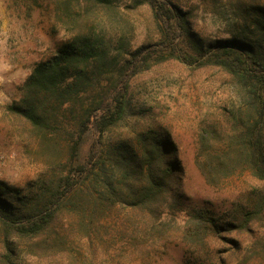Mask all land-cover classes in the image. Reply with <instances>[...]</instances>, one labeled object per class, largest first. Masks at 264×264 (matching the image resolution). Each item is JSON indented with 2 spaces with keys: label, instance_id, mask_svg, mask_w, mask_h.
Segmentation results:
<instances>
[{
  "label": "rangeland",
  "instance_id": "1",
  "mask_svg": "<svg viewBox=\"0 0 264 264\" xmlns=\"http://www.w3.org/2000/svg\"><path fill=\"white\" fill-rule=\"evenodd\" d=\"M136 1L0 0V183L15 190L18 199L65 175L68 160L60 142H40L31 125L8 110L19 101L20 86L37 63L78 33L92 29L105 43L115 48L121 45L123 48L115 50L121 58L156 42L158 33L150 9ZM171 1L189 14L194 32L212 40L241 34L251 7L264 5V0ZM244 100L240 86L216 67L167 61L134 76L123 118L102 136L104 147L111 150L105 168L109 181L117 183L122 167L114 148L139 154L145 136H163L173 148L167 150L168 160L178 164L173 192L167 199L172 209L162 206V223L154 226L158 221L153 223L154 216L147 212L108 202H82L80 196H88L83 188L73 198L76 205L67 204L45 233L34 238L8 234L13 263L186 264L198 259L203 264H264V212L251 232L226 235L237 239L236 247L212 238L202 243L184 227L186 211L193 208L208 206L214 215L224 217L264 194V180L248 173L211 186L197 166L201 128L206 126L220 137L231 134L232 119L239 115ZM214 138L212 142L217 144L219 137ZM262 138L264 141V118ZM18 199L13 200L14 206H19ZM79 203L84 206L78 207ZM3 238L0 227V264H8Z\"/></svg>",
  "mask_w": 264,
  "mask_h": 264
},
{
  "label": "trees",
  "instance_id": "2",
  "mask_svg": "<svg viewBox=\"0 0 264 264\" xmlns=\"http://www.w3.org/2000/svg\"><path fill=\"white\" fill-rule=\"evenodd\" d=\"M136 4L150 9L158 33L156 42L121 58L116 53L121 45L115 48L105 43L92 29L78 33L73 41L33 67L19 88V101L8 107L31 125L40 142L58 141L68 153L66 174L39 185L35 194L18 199L15 190L0 183V227L8 264H14L8 234L34 238L45 233L67 204L76 205L73 198L83 188L88 196H80L82 202H108L110 206L144 211L154 216L153 223L158 221L154 226L162 223L160 208L166 204L172 209L167 199L173 192L171 184L178 166L167 158V150L173 149L171 142L163 136L148 135L142 139L139 154L114 148L122 167L115 181L122 183L121 187L109 181L105 162L111 150L102 142L104 132L126 112L131 79L152 64L176 61L216 67L240 86L245 100L239 115L232 119L231 134L220 137L203 126L197 166L211 186L242 173L264 180V5L251 7L241 34L212 40L194 32L189 14L171 0H137ZM63 6L68 11L66 2ZM214 137H219L217 144L212 142ZM14 197L19 206H14ZM83 206L79 203L78 207ZM263 212L264 194H259L247 207L224 217L214 215L208 206L186 211L184 227L202 243L212 238L236 247L237 239L226 235L251 232ZM88 225L92 227V218ZM199 261L204 263L196 259L186 264Z\"/></svg>",
  "mask_w": 264,
  "mask_h": 264
}]
</instances>
